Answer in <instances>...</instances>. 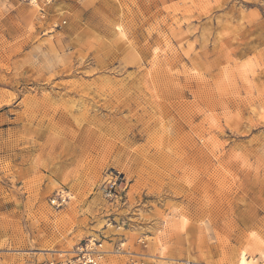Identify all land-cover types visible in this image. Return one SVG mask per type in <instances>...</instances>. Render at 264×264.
<instances>
[{
  "label": "rangeland",
  "instance_id": "rangeland-1",
  "mask_svg": "<svg viewBox=\"0 0 264 264\" xmlns=\"http://www.w3.org/2000/svg\"><path fill=\"white\" fill-rule=\"evenodd\" d=\"M188 262L264 264V0H0V264Z\"/></svg>",
  "mask_w": 264,
  "mask_h": 264
},
{
  "label": "built area",
  "instance_id": "built-area-1",
  "mask_svg": "<svg viewBox=\"0 0 264 264\" xmlns=\"http://www.w3.org/2000/svg\"><path fill=\"white\" fill-rule=\"evenodd\" d=\"M53 204H54V205L57 204L56 201H53Z\"/></svg>",
  "mask_w": 264,
  "mask_h": 264
},
{
  "label": "bare ground",
  "instance_id": "bare-ground-1",
  "mask_svg": "<svg viewBox=\"0 0 264 264\" xmlns=\"http://www.w3.org/2000/svg\"><path fill=\"white\" fill-rule=\"evenodd\" d=\"M188 264H191V262H188Z\"/></svg>",
  "mask_w": 264,
  "mask_h": 264
}]
</instances>
